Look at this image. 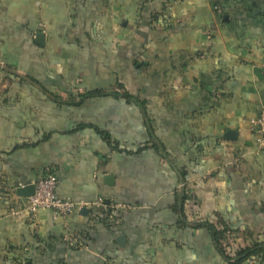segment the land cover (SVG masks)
Segmentation results:
<instances>
[{
  "label": "crops",
  "instance_id": "obj_1",
  "mask_svg": "<svg viewBox=\"0 0 264 264\" xmlns=\"http://www.w3.org/2000/svg\"><path fill=\"white\" fill-rule=\"evenodd\" d=\"M167 1L0 0L5 65L61 98L124 82L148 101L161 146L147 144L133 104L57 105L0 72V264H225L205 230L176 228L181 189L188 221L218 213L260 238L264 146L252 121L264 111V0L164 11ZM154 12L167 17L157 30L143 19ZM47 174L85 215H29L15 191ZM234 240L232 252L251 241Z\"/></svg>",
  "mask_w": 264,
  "mask_h": 264
},
{
  "label": "trees",
  "instance_id": "obj_2",
  "mask_svg": "<svg viewBox=\"0 0 264 264\" xmlns=\"http://www.w3.org/2000/svg\"><path fill=\"white\" fill-rule=\"evenodd\" d=\"M170 1V0H169ZM162 3L163 10L165 11L167 5L171 2L178 3L183 0H171L170 2ZM212 9L214 13H218L220 6L215 2ZM143 17H140L142 19ZM145 20V25H147L152 30H157V28L163 26L167 20L166 16H162V13L152 14ZM146 45V41H149L150 34L143 32ZM136 64V63H135ZM0 72L18 80L21 84H29L33 87L38 88L48 99L52 100L57 105H63L66 107H80L86 101L91 99L100 98H113L116 100H122L125 104H133L140 111L143 118V126L145 128L148 142L150 147H152L156 152L161 151V146L155 142V135L152 128V121L147 112L148 101L146 99L140 98L138 95L130 92L126 84L116 82L115 86L108 89H92V90H82L76 92L75 94H66L65 98L55 95L52 92L46 90L37 81L26 77L19 76L15 73L12 67L8 65H0ZM187 192L185 189H181L179 195L176 196V203L172 206L171 210L176 214V228L178 230L191 229L192 231L205 230L211 240L212 246L219 257L225 262V264H246L247 262L254 261L255 264H264V231L259 235L260 238L253 240V235L248 230L233 229L227 225L218 213L214 215L215 219L213 222L205 220H194L188 221L184 204L188 199ZM106 216V212L103 211ZM244 237L245 239H251L248 245L243 247H238L234 252L231 251V243L238 237ZM235 241V240H234Z\"/></svg>",
  "mask_w": 264,
  "mask_h": 264
},
{
  "label": "built area",
  "instance_id": "obj_3",
  "mask_svg": "<svg viewBox=\"0 0 264 264\" xmlns=\"http://www.w3.org/2000/svg\"><path fill=\"white\" fill-rule=\"evenodd\" d=\"M252 129L256 134L259 146H264V111L252 121ZM34 195L27 199L26 211L34 216L38 211H49L54 218H63L79 210L84 205L71 200H62L56 197V178L47 174L34 183ZM23 188V187H20ZM96 206H101L98 201Z\"/></svg>",
  "mask_w": 264,
  "mask_h": 264
},
{
  "label": "water",
  "instance_id": "obj_4",
  "mask_svg": "<svg viewBox=\"0 0 264 264\" xmlns=\"http://www.w3.org/2000/svg\"><path fill=\"white\" fill-rule=\"evenodd\" d=\"M34 191H35V187H34V184H30L28 186H25L23 188H18L16 189L15 191V195L18 197V198H21V199H29L30 197H32L34 195ZM87 208H81L79 210V213L81 215H85L87 213ZM125 238L124 237H119L117 238V243L119 245H123L124 243V240Z\"/></svg>",
  "mask_w": 264,
  "mask_h": 264
},
{
  "label": "rangeland",
  "instance_id": "obj_5",
  "mask_svg": "<svg viewBox=\"0 0 264 264\" xmlns=\"http://www.w3.org/2000/svg\"><path fill=\"white\" fill-rule=\"evenodd\" d=\"M208 34V33H207ZM130 35V34H129ZM4 61L0 58V65H3ZM134 78V77H133ZM129 83L132 85L137 84V82H135V80L129 81ZM5 84H3L1 87H4ZM134 87V86H133Z\"/></svg>",
  "mask_w": 264,
  "mask_h": 264
}]
</instances>
